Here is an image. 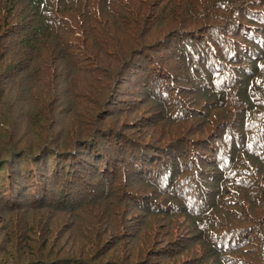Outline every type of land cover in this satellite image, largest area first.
<instances>
[{
    "label": "trees",
    "instance_id": "trees-1",
    "mask_svg": "<svg viewBox=\"0 0 264 264\" xmlns=\"http://www.w3.org/2000/svg\"><path fill=\"white\" fill-rule=\"evenodd\" d=\"M0 264H264V0H0Z\"/></svg>",
    "mask_w": 264,
    "mask_h": 264
}]
</instances>
